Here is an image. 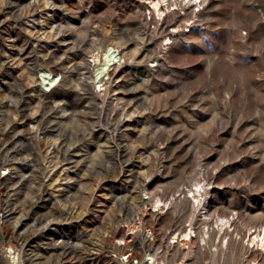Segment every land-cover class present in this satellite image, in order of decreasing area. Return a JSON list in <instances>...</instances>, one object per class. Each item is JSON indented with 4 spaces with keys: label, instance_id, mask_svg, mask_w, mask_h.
<instances>
[{
    "label": "rangeland",
    "instance_id": "obj_1",
    "mask_svg": "<svg viewBox=\"0 0 264 264\" xmlns=\"http://www.w3.org/2000/svg\"><path fill=\"white\" fill-rule=\"evenodd\" d=\"M188 1L181 0L182 5L161 21L150 13L151 5L142 0H84L83 8L71 14L81 39L106 36L117 42L119 34H130L119 49L135 54V58L115 71L108 93L104 87L95 85L92 78L87 79L98 91L99 107L108 111L112 122L123 120L127 126L115 137L105 125L95 124L93 130L107 136L89 145L77 142L85 127L76 120H66L65 124L59 123L65 142L62 152L57 154V146L50 144L56 137L42 145L28 142L31 137L37 136V141L44 137L39 122L51 121L52 126L70 115L68 110H62L63 102L49 106L47 100L40 102L35 97L44 88L39 60L46 47L62 48L71 45V40L61 41L65 34H58L53 26L56 17L50 5L40 7L36 15H28L24 10L23 25L19 26L6 2L0 0V88L10 89L8 96L0 97V124L12 133L10 141L4 144L10 152L6 159L16 163L15 169L2 168L0 173L4 177H17L0 192V211L15 212L21 218L19 223L9 222L11 227L16 224L19 227L13 238L28 241L27 250H33L34 259L44 249L45 264H112V260L120 258L117 253H105L93 244L82 248L83 244L76 240L78 233L87 231L89 240L100 244L108 230L134 224L131 219L136 215L137 220L140 209L143 211L146 206L155 209L148 199L151 190L177 191L181 187L177 186L180 176L188 183L194 174L197 165L193 166L189 152L196 154L198 162L205 163L210 157L211 172L222 164L251 167L247 175L255 170L254 165L259 162L257 154L264 153V0H206L201 7H190ZM141 20L150 29L152 38L144 36ZM13 30L15 35L11 34ZM25 35L29 42H20ZM154 41L158 42L157 47ZM21 45H30L31 53L20 57ZM147 55H159L161 64L157 66L158 62L147 59ZM33 62H37L32 75L34 82L27 77V69ZM151 69L159 72L152 76ZM90 75L88 72L83 77ZM59 78L56 87L47 94L62 88L64 76L61 74ZM24 87L36 92L31 91L22 99L18 94ZM127 88L136 93L131 103L136 104L131 108L122 101L116 106L114 100L123 97ZM76 91L83 92L81 87ZM18 102L32 109L27 110L33 119L26 132L14 131L13 126L23 119L18 112L7 111V104L12 109ZM96 117L93 114L94 120ZM191 130L201 133L193 134ZM161 145L167 154L164 163L159 164L156 149ZM118 149L129 155L120 159ZM76 160L80 166L89 162L93 174L90 184H78L82 175L76 178ZM29 163L35 165V174L25 173L21 167ZM258 171L255 180L243 191L253 204L264 206V166ZM164 176L167 178L160 179ZM130 192L140 195L134 205L127 198ZM141 201L143 204L139 205ZM23 208V212L17 213ZM136 222L138 226L142 224L140 220ZM145 226L154 234L160 223L148 216ZM6 239L9 238L0 227V253L4 256L9 255V250L3 247ZM64 250L75 253L64 256ZM122 259L126 261L127 256ZM8 264H13L12 258ZM134 264H138L137 258Z\"/></svg>",
    "mask_w": 264,
    "mask_h": 264
},
{
    "label": "bare ground",
    "instance_id": "obj_2",
    "mask_svg": "<svg viewBox=\"0 0 264 264\" xmlns=\"http://www.w3.org/2000/svg\"><path fill=\"white\" fill-rule=\"evenodd\" d=\"M3 1L6 2L7 9L13 14L19 26L23 25L22 18L24 17L23 13H25L24 10L28 15H36V11L40 7L50 5L56 17V19L52 20L53 26L56 27L58 34H65L61 41L66 42L71 40L72 43L62 48L51 49L48 46L46 47L47 52L45 51L39 60L41 62L39 69L42 76L41 85L44 88L43 90L39 89L37 97H35L40 102L47 100L46 104H50L49 106H53V103L63 102L62 110L64 112L68 110L70 115L67 118L62 117L60 122L58 121L52 126H50L51 121L45 124L43 121L39 122V128L42 134H44V137L39 141L36 139L37 136L31 137L28 143L34 146L37 144L42 145L52 137H56L57 139L50 141V144L54 143L57 146V154H60V151L62 152L64 148L63 142H65L64 135L61 133L63 128H60V124H65L66 120H76L77 124H82L85 127L77 137V142L81 144L92 145L98 139L101 140L103 136H107L104 132L97 133L93 130L95 124L105 125L115 134V137L118 136L121 129L127 126V122L123 120L112 122L113 119L110 117L108 111L105 112L103 107H99V103L97 102L98 96H96L98 91H95L91 87L87 79L92 78L95 85H98L100 88L104 87L105 93H108V85L115 71L120 68L122 63L130 59L132 61L135 58V54H128L124 50L119 49L120 45L126 43V38L128 39L130 34H119L117 42L114 41V38L109 39L106 36L103 38L81 39L80 32L76 33V25L71 21V14H76V10L83 8L84 0H77V2L76 0H34V2L33 0ZM142 1L148 2L151 5L149 7L151 10L150 13H153L154 18L158 21L164 20L168 13L176 10L179 5H182L181 0ZM205 1L189 0L188 4L190 7H201ZM22 4L26 5L24 6ZM184 18L183 20H185ZM140 24V29L143 30L144 36L151 37L152 33L147 25L144 24L143 20L140 21ZM12 33L15 35V30ZM16 35L21 38L20 33ZM86 35L89 36L88 34ZM22 37L24 38L20 39V42H29L28 36L25 35ZM169 38L171 39L172 37L170 36ZM167 40L169 39L167 38ZM79 43L82 45H79ZM153 44L154 47L158 46L157 41H154ZM167 44L168 42L165 43V45ZM29 46L21 45L19 49L20 57L24 54L31 53ZM82 47L84 48L82 49ZM123 58L125 59L124 61H122ZM151 58H154L158 62L157 66L161 64L162 59L159 55H155L154 57L147 55V59ZM36 63L33 62L32 66H29L27 69V77L32 82L35 81L32 75L36 72V65H34ZM85 71L91 73L90 77H83L88 73ZM158 72L159 70L151 69L150 75L153 76ZM61 74L64 76V81L61 84L63 89L61 88L50 95L47 94V91H52L56 87ZM13 78L16 80V77ZM124 86H128V84ZM124 86L121 87L122 90ZM77 87H81V91L83 92H77ZM117 89L120 90V86H116ZM31 91H35V89H25L18 95L23 99L29 96ZM124 91L125 95L123 97H117L114 100L115 105H121L122 101H126V104L132 108L136 104H131L136 93L129 91L128 88L124 89ZM8 94H10L9 87L0 88V97L5 98ZM150 100L148 103H150ZM19 103L12 107V109L7 104V111L12 113L18 112L23 119L20 124L13 126L14 131L26 132L28 131L29 121L33 119L27 110L32 109H28L26 103ZM110 103H113V101ZM122 108L125 110L124 106ZM54 113L56 114L57 112L55 111ZM93 114L97 115L96 120L92 118ZM212 122H210L209 127L212 125ZM194 130H191V132H194ZM195 133L200 134L201 132L197 130L193 134ZM11 136V131L3 128V124H0V170L3 168L11 171L16 165L15 162L6 159V156L9 157L10 152H7L6 148H4L7 146H4V144L10 141ZM57 140H61L58 145L56 144ZM78 149L79 147L76 146V152L79 151ZM120 150L118 149L119 152ZM156 152L159 164L164 163V159H166L165 155L167 154L166 148L161 145V147L156 149ZM134 154L135 152L131 156ZM2 155H5V159L4 157L2 158ZM127 155L129 154L120 152L119 158L123 159ZM189 156H191L193 166L197 165L189 182H184L183 176H180L177 181V186L181 185V187H178L179 189L177 191L173 189H166L167 191L151 190L150 203L153 204L155 209L144 208L141 211L139 208L140 211L137 214L139 215L137 220H140L139 223H142L141 225H137V220L134 218L136 215H134L132 217L133 219H131L132 222H135L134 224L118 225L115 229L108 230L107 236L101 238L100 244H97L98 241L94 242L93 239L89 240L90 235H88L87 231L78 233L76 236L77 243L83 244L82 248L84 249L87 247L86 244H93L94 246H99L105 253H117L120 258L114 261L112 260V264H134L136 258L138 259V264H264V206L253 204L254 201L244 196L247 193L243 191V188L248 187L255 180V176L259 173L258 169L264 166V153L262 155L257 154L259 162L254 165L255 170L250 172L249 175L246 174V171L251 167L248 168L245 165L225 166L222 164L211 172V168L209 167L211 163L210 157L204 163L203 161L198 162L196 154L189 152ZM79 163L80 161L76 160V178L80 174L82 175L78 180V184L83 182L90 184V178L93 174L90 173L89 162L81 166ZM21 167L24 168L25 173H36L34 164H24ZM232 172L235 173L232 174ZM34 174L33 176L35 177ZM166 178L167 176H164L160 179ZM16 179L17 177L12 176L4 177L0 173V192L9 188L7 185L10 181L13 182ZM127 198L134 205L140 199V195H134V192H130ZM156 198L157 200H155ZM142 204L143 201L139 205ZM127 208L130 209L131 204ZM23 211L24 208L17 213ZM14 214L15 212L9 213L8 211H2V223L0 227L6 237L9 238L4 240L3 247L6 248V251L9 250V255L4 256L0 253V264H8L10 258H12L13 264H45L43 262L44 249H40V253L38 252L36 255L37 259H34L35 257H32L33 250L31 252L27 250L28 241H22L21 239L15 240L13 238L15 230L19 227L17 224L11 227L9 222L13 220V223H19L21 219ZM148 216L155 218L160 223V228L153 232L154 234L146 229L145 223ZM165 222L168 224H165ZM133 234H136V236L133 237ZM152 236L153 239H151ZM123 239L124 243L121 242ZM77 243L76 245H78ZM130 248H132L131 251ZM72 252L64 250L62 253L64 256H68ZM77 254L78 249L76 246V257ZM125 255L127 256L126 261L122 259Z\"/></svg>",
    "mask_w": 264,
    "mask_h": 264
},
{
    "label": "built area",
    "instance_id": "obj_3",
    "mask_svg": "<svg viewBox=\"0 0 264 264\" xmlns=\"http://www.w3.org/2000/svg\"><path fill=\"white\" fill-rule=\"evenodd\" d=\"M148 199H150V196H149V198ZM146 209H149V207L148 206H146ZM2 212L0 211V222L2 221Z\"/></svg>",
    "mask_w": 264,
    "mask_h": 264
}]
</instances>
